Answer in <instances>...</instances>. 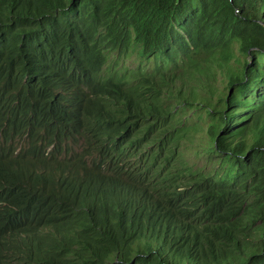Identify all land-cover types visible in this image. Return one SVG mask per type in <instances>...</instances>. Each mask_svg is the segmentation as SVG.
<instances>
[{
  "label": "trees",
  "instance_id": "1",
  "mask_svg": "<svg viewBox=\"0 0 264 264\" xmlns=\"http://www.w3.org/2000/svg\"><path fill=\"white\" fill-rule=\"evenodd\" d=\"M0 264H264V0H0Z\"/></svg>",
  "mask_w": 264,
  "mask_h": 264
},
{
  "label": "rangeland",
  "instance_id": "2",
  "mask_svg": "<svg viewBox=\"0 0 264 264\" xmlns=\"http://www.w3.org/2000/svg\"><path fill=\"white\" fill-rule=\"evenodd\" d=\"M114 56V54H111L110 57L114 58ZM117 61L116 66L118 69L128 73H132L140 69L150 70L154 67L153 58L145 59L140 57L135 52H129L122 55ZM207 120L208 116L206 114L197 115L196 111L190 110L186 112V121L199 127L197 128L198 131L206 125ZM198 137L203 139V136ZM194 146L193 142L183 139V141L175 147L174 160L178 161V159H185L191 167H195L204 172H214L219 176H226L231 173L232 170L229 169L230 164L223 160L219 154L214 152H201L197 149L195 150ZM132 160H134V158Z\"/></svg>",
  "mask_w": 264,
  "mask_h": 264
}]
</instances>
